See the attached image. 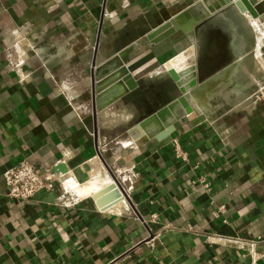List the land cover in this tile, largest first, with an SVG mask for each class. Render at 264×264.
<instances>
[{
	"label": "crops",
	"instance_id": "crops-1",
	"mask_svg": "<svg viewBox=\"0 0 264 264\" xmlns=\"http://www.w3.org/2000/svg\"><path fill=\"white\" fill-rule=\"evenodd\" d=\"M195 1L0 0V264H249L250 250L264 253V96L254 95L264 74L250 65L253 58L264 71V14L253 19L235 10L253 29V47L221 15L229 6L198 27L195 45L182 32L140 43ZM16 29L36 45L22 42L29 82L16 73L20 53L7 48ZM132 44L129 67L140 88L97 113L96 133L94 68ZM195 47L202 78L215 76L196 96L203 113L178 122L165 140L132 144L129 137L110 149L108 167L141 172L131 199L101 210L80 197L68 208L55 203L58 185L28 201L7 197L3 172L23 160L45 168L65 160L60 169L73 175L62 179L92 177L102 144L110 143L102 119L120 116L146 72L177 59V68L194 64ZM176 89L172 80L170 100ZM175 140L189 161L176 156ZM201 177L212 183L209 194ZM221 205L225 212L216 217Z\"/></svg>",
	"mask_w": 264,
	"mask_h": 264
},
{
	"label": "water",
	"instance_id": "water-1",
	"mask_svg": "<svg viewBox=\"0 0 264 264\" xmlns=\"http://www.w3.org/2000/svg\"><path fill=\"white\" fill-rule=\"evenodd\" d=\"M229 5H234L241 13L248 14L253 19H258L264 14V0L255 3L251 0H197L185 8L174 10L167 21L147 33L140 43L157 45L176 33L182 32L189 42L195 45V32L198 27ZM136 49L137 44H132L118 51L99 66L94 65L96 68L91 78L96 133L97 113L140 88V82L129 67L132 62V53ZM167 73L180 94L132 125L127 130V134L133 141L165 140L176 131L178 122L190 114L203 113L194 94L200 86L213 83L215 76L203 80L196 56L193 65L180 71L168 70ZM92 199L98 208L106 210L123 201V196L116 185L111 184L97 191Z\"/></svg>",
	"mask_w": 264,
	"mask_h": 264
},
{
	"label": "built area",
	"instance_id": "built-area-1",
	"mask_svg": "<svg viewBox=\"0 0 264 264\" xmlns=\"http://www.w3.org/2000/svg\"><path fill=\"white\" fill-rule=\"evenodd\" d=\"M20 31L21 30L16 29L17 39L7 48H14L18 53H20V58L16 66V73L20 81L29 82L31 80L30 73L24 70V66L27 61V51L24 50L22 42L25 41L28 45L30 42L27 38L28 34L26 35ZM35 47L36 45L30 44L31 49H34ZM263 96L264 91L261 92V97ZM255 97L258 98L259 96ZM174 146L176 156L182 158L183 160L189 161L188 153L183 149L178 140L174 141ZM62 164L65 165L66 161L63 160L53 167L45 168L28 160H23L19 164L5 169L3 172V177L7 187V197L15 201H28L32 200L37 196V194L43 191H52L58 185L60 187V194L56 198L55 203L68 208L76 206L81 201V198L63 186L61 179L64 176H71L73 174L69 170H61L59 166ZM195 167H197V164ZM140 178L141 172L135 165H126L114 169L112 179L113 184L116 185L119 192L123 196V200H127L131 199L135 185L140 180ZM199 182L202 184L205 192L209 194L212 190V183L206 180L204 177L199 178ZM224 212L225 206L221 205L217 208L214 214L216 217H219ZM249 256V264H260V260L264 257V253L257 252L253 248L250 250Z\"/></svg>",
	"mask_w": 264,
	"mask_h": 264
},
{
	"label": "rangeland",
	"instance_id": "rangeland-1",
	"mask_svg": "<svg viewBox=\"0 0 264 264\" xmlns=\"http://www.w3.org/2000/svg\"><path fill=\"white\" fill-rule=\"evenodd\" d=\"M251 1L255 3L259 0H251ZM235 10H236V7L234 5H229V8L225 10L224 13H221V15L223 16L225 15L228 18H231L233 20L234 24L237 26L238 34L241 37H243V39L241 40V43L244 42L245 45L246 44L249 45L252 43L251 47H253L254 45L253 39L255 36L253 34V29L249 25L248 21L243 19V17H239L236 15ZM242 47H244L243 44H242ZM262 51L264 53V46L262 47ZM195 56H196V60L198 63V58L196 55V47H195ZM252 62H253V58H251V62H250L251 69L256 71V74L258 75L257 77L260 78L264 74V71L256 70L257 66L259 67V65L258 63L255 64L254 62L253 63ZM199 68H200L201 77H202L204 75L203 74L204 72L201 66H199ZM206 73L207 72H205V74ZM216 73L217 72H214L212 75ZM143 77H144L143 85H142L143 88L139 89V92L136 93V95H131L130 97L126 99V102L123 103V107H121L120 116L115 117V118L102 119V122H101V129L103 133L108 135L107 142H110V143H109V146L108 144H102V148L104 147L105 148L100 153L101 154L100 159H97L100 169L96 168L95 170L97 172L99 171L98 173L100 172L107 173L111 177V179L113 178L114 169L108 167L106 161H108L110 157L112 156V154L116 151H110V149H115L119 147V144H121L122 142L126 141L129 138L127 134V130L133 124L137 123L142 116L149 115L153 111L165 105L171 99L172 78L167 73V70H165L164 67H162V69H159L157 73L146 72V74H144ZM239 77H243V76L240 74ZM203 80H206V79H203ZM263 87H264V83L262 84V86H258V85L255 86L256 88L255 96L261 97V92L264 91ZM174 93L175 95L180 94L178 88L175 90ZM215 100H218V99H215ZM227 106L228 107L225 108L226 109L225 111L230 109V105H227ZM118 109L119 108H115V110L113 109L111 113H116ZM127 118H130V119H127ZM115 140H116V143H115ZM94 175H96V173H94L92 177ZM111 181H112L111 184H113V179ZM79 182H82V181H79Z\"/></svg>",
	"mask_w": 264,
	"mask_h": 264
},
{
	"label": "bare ground",
	"instance_id": "bare-ground-1",
	"mask_svg": "<svg viewBox=\"0 0 264 264\" xmlns=\"http://www.w3.org/2000/svg\"><path fill=\"white\" fill-rule=\"evenodd\" d=\"M262 36H263V32L261 31V33H260V35L258 36V39H257V53L258 54H259L258 50H259L260 46L262 45ZM257 58L258 59L261 58L260 55ZM262 59L263 58H261L260 60H262ZM176 64H178V59L167 62L164 65V68L167 71L168 70L180 71L183 68H186V67H183V68H179L178 67L177 68L175 66ZM189 66H191V65H189ZM203 86H200L199 89H197L198 91L194 94L195 98H196L197 94L200 92V90H202ZM128 141H130L132 144H135V142L132 139H130V138L128 139ZM111 180H112L111 177L107 173H102V172L98 173V172H96V175H94L91 178H88L84 182H78L74 178H68L67 177V178L62 179V182H63L62 184L67 190L73 192L74 194L78 195L79 197H82V198H86V197L90 198L91 197L92 198V196L97 191L101 190L102 188H104L106 186L111 185V183H112Z\"/></svg>",
	"mask_w": 264,
	"mask_h": 264
},
{
	"label": "flooded vegetation",
	"instance_id": "flooded-vegetation-1",
	"mask_svg": "<svg viewBox=\"0 0 264 264\" xmlns=\"http://www.w3.org/2000/svg\"><path fill=\"white\" fill-rule=\"evenodd\" d=\"M143 88V86H141V89Z\"/></svg>",
	"mask_w": 264,
	"mask_h": 264
}]
</instances>
